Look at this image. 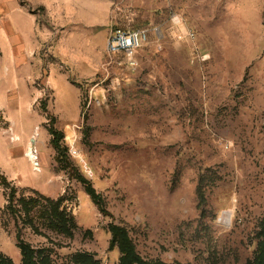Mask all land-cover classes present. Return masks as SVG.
I'll return each instance as SVG.
<instances>
[{"label": "rangeland", "instance_id": "1", "mask_svg": "<svg viewBox=\"0 0 264 264\" xmlns=\"http://www.w3.org/2000/svg\"><path fill=\"white\" fill-rule=\"evenodd\" d=\"M117 28L149 42L109 54ZM263 219L264 0H0L6 264H119L112 225L147 263L248 264Z\"/></svg>", "mask_w": 264, "mask_h": 264}, {"label": "trees", "instance_id": "2", "mask_svg": "<svg viewBox=\"0 0 264 264\" xmlns=\"http://www.w3.org/2000/svg\"><path fill=\"white\" fill-rule=\"evenodd\" d=\"M54 133H57L54 131ZM53 143L58 145L55 141ZM59 148V146H56ZM87 193L90 194L94 199H98V195L96 194L94 188L88 185ZM55 215L58 213L55 211ZM57 217L60 221H63L64 218L62 215H58ZM111 233H112V243L116 244L121 252L120 263L119 264H153L145 262L135 251L134 246L128 236L127 231L119 226L112 225L111 226ZM261 240L259 241L257 250L255 252L254 259L248 264H264V219L262 222V230L260 232ZM20 248L23 254V262L24 264H37L35 260L34 251L27 243L21 241ZM76 262L77 264H98L92 258L84 255V254H77L76 255ZM0 264H6L4 259L0 258ZM161 264V263H160Z\"/></svg>", "mask_w": 264, "mask_h": 264}, {"label": "built area", "instance_id": "3", "mask_svg": "<svg viewBox=\"0 0 264 264\" xmlns=\"http://www.w3.org/2000/svg\"><path fill=\"white\" fill-rule=\"evenodd\" d=\"M149 42V33L145 29H121L111 32L105 42L109 54H120L132 58L134 54Z\"/></svg>", "mask_w": 264, "mask_h": 264}, {"label": "crops", "instance_id": "4", "mask_svg": "<svg viewBox=\"0 0 264 264\" xmlns=\"http://www.w3.org/2000/svg\"><path fill=\"white\" fill-rule=\"evenodd\" d=\"M61 11H63L62 8H61ZM20 12L22 13V14H20L21 18H23V19L26 18L27 20L31 21L32 23H35L36 19L34 18V16L32 14H27L26 12H24V10H21Z\"/></svg>", "mask_w": 264, "mask_h": 264}, {"label": "bare ground", "instance_id": "5", "mask_svg": "<svg viewBox=\"0 0 264 264\" xmlns=\"http://www.w3.org/2000/svg\"><path fill=\"white\" fill-rule=\"evenodd\" d=\"M27 156L30 157L29 159L31 162L36 159V155H35L34 151H32V150H28Z\"/></svg>", "mask_w": 264, "mask_h": 264}]
</instances>
